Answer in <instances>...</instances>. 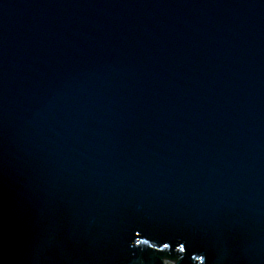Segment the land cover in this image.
Returning <instances> with one entry per match:
<instances>
[{
    "label": "water",
    "instance_id": "water-1",
    "mask_svg": "<svg viewBox=\"0 0 264 264\" xmlns=\"http://www.w3.org/2000/svg\"><path fill=\"white\" fill-rule=\"evenodd\" d=\"M264 264V0H0V264Z\"/></svg>",
    "mask_w": 264,
    "mask_h": 264
},
{
    "label": "flooded vegetation",
    "instance_id": "flooded-vegetation-1",
    "mask_svg": "<svg viewBox=\"0 0 264 264\" xmlns=\"http://www.w3.org/2000/svg\"><path fill=\"white\" fill-rule=\"evenodd\" d=\"M148 261L141 260L137 263L130 264H177L179 256L176 253H170L165 250L160 251H148Z\"/></svg>",
    "mask_w": 264,
    "mask_h": 264
}]
</instances>
